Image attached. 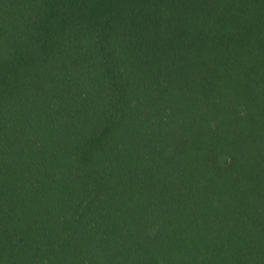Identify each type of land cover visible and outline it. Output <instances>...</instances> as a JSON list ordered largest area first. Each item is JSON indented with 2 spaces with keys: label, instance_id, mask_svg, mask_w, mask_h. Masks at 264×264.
<instances>
[{
  "label": "trees",
  "instance_id": "obj_1",
  "mask_svg": "<svg viewBox=\"0 0 264 264\" xmlns=\"http://www.w3.org/2000/svg\"><path fill=\"white\" fill-rule=\"evenodd\" d=\"M0 264H264V0H0Z\"/></svg>",
  "mask_w": 264,
  "mask_h": 264
}]
</instances>
